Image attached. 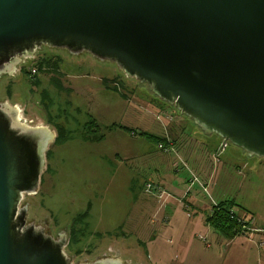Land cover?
Segmentation results:
<instances>
[{"label":"rangeland","instance_id":"1","mask_svg":"<svg viewBox=\"0 0 264 264\" xmlns=\"http://www.w3.org/2000/svg\"><path fill=\"white\" fill-rule=\"evenodd\" d=\"M64 66L62 84L70 89L64 95L51 89L43 75L37 76L41 83L32 91L21 73L0 78V102L27 105L24 117L36 122L38 111L45 110L35 102L47 91L50 113L55 116L61 105L67 117L57 120H63L73 136L49 146L37 194L22 202L29 203L28 221L43 224L46 218L54 237L65 228L67 241L76 222L75 230L83 235L65 247L72 263L119 255L130 264H256L246 257L242 238L219 248L213 237H204V221L214 203L233 200L241 207L235 210L238 214L249 213L245 219L251 220V229L264 228V164L246 180L236 175L241 173L240 158L251 166L264 163V158L248 157L215 135L205 136L175 106L158 99L148 86L137 89L112 63L85 53L68 56ZM113 79L123 82L125 92L113 91L118 88ZM140 133L165 139L166 144ZM212 172L206 187L205 178ZM166 208L172 220L167 227L162 217Z\"/></svg>","mask_w":264,"mask_h":264},{"label":"water","instance_id":"2","mask_svg":"<svg viewBox=\"0 0 264 264\" xmlns=\"http://www.w3.org/2000/svg\"><path fill=\"white\" fill-rule=\"evenodd\" d=\"M43 47L114 64L205 136L264 158V0H0V78ZM55 139L0 102V264H130L72 263L65 228L28 221Z\"/></svg>","mask_w":264,"mask_h":264},{"label":"flooded vegetation","instance_id":"3","mask_svg":"<svg viewBox=\"0 0 264 264\" xmlns=\"http://www.w3.org/2000/svg\"><path fill=\"white\" fill-rule=\"evenodd\" d=\"M52 50L56 51L57 49H50L47 47H43L41 50L37 51L34 54L33 58L23 60L22 63H20L16 67V74L15 75H17V73H21L23 75V77L26 78L27 82L29 83V85L31 87V91L34 89V87L38 86L41 83L37 80V76L43 75L46 77L47 85H50L51 89L53 87L54 88L53 90L55 92L59 93L60 95H64L63 91H65V90L69 91L70 90L62 84V81L64 80L63 70L65 71V69H66V67L64 66V63H65V60L68 56H71L73 58H75L77 56L71 55L64 50H57L58 52L52 53ZM59 52H63V54H60ZM78 56H80V55H78ZM125 77H127V76H125ZM133 80L137 84V86H136L137 89L138 88H143V90L146 89L145 88V86H147L146 84H142L138 80H135V79H133ZM102 81H106V80H102ZM113 82H114L115 86L118 87V88H115L116 91L113 90L114 92H118L119 90H121L122 93L125 92L122 81L120 82L117 79H113ZM56 85H59V87H57ZM132 91H134V90H132ZM122 95L127 97V95H125V94H122ZM45 97L46 98L48 97V92L43 90L40 94V99L37 102H35V103H38L42 107V109L45 110V113H46L45 114L43 112L38 111V114L40 116L39 118L41 119V120L39 119V122L38 121L36 122L33 119H27L24 117L26 115V112H27V109H26L27 105H25V104L20 105L18 103L16 105L20 108L22 119H24L27 123H29L31 125H47L57 136L58 135V130H57L58 128L62 127V128L66 129L65 122L63 120H57L58 117H60L61 115H65L67 117V115L65 114L66 110H64L63 107H61V105H58L56 107L55 116H52V114L49 111L51 108L48 106V102L50 100L48 99V101H47L45 99ZM65 103L66 102H64V104ZM30 104H34V103H30ZM64 104H63V106H65ZM28 106H30V105H28ZM43 225L49 231V227H47V223H46V225L45 224H43ZM68 244H70L69 235H68V241H67L66 246Z\"/></svg>","mask_w":264,"mask_h":264},{"label":"trees","instance_id":"4","mask_svg":"<svg viewBox=\"0 0 264 264\" xmlns=\"http://www.w3.org/2000/svg\"><path fill=\"white\" fill-rule=\"evenodd\" d=\"M56 86L59 87V85H56ZM123 97L126 98L125 96ZM90 122H92L94 126V121L91 120ZM92 123L90 124L92 125ZM57 130H58V135L56 136V139H55L56 143H62L66 141L67 139L73 137L72 133L66 130L65 128L60 127ZM93 132L94 131H92L91 133ZM140 135L154 143L166 144L165 139H162V138L160 139L158 137L148 135L145 133H140ZM85 136H82V137H85ZM89 139L94 141V140L101 139V137L100 138L91 137ZM238 208L241 209V207L237 203H235L233 200L220 201L219 203H217L211 208V212L209 213V216L206 219L207 225L211 226L216 232H218V234L221 237H223L224 239L228 241H231L235 237L243 236L244 234L251 231L252 225H251V220L245 219V215H247L245 211L243 212L245 214L243 218L235 211ZM86 215H87L86 213L83 215H80L78 217V220L82 222V219L85 218ZM75 226H76V222H74L70 227V244L77 243V237H79L80 234L83 235L82 231L75 230Z\"/></svg>","mask_w":264,"mask_h":264},{"label":"crops","instance_id":"5","mask_svg":"<svg viewBox=\"0 0 264 264\" xmlns=\"http://www.w3.org/2000/svg\"><path fill=\"white\" fill-rule=\"evenodd\" d=\"M214 154H215V152H214ZM237 164L241 165L240 168H238L239 166L237 167V169H238L237 172H241V173H238L239 175L238 174H236V175L239 176L241 179L246 180V177H248L250 172H252V171L253 172H258V170H259L258 164L261 167L264 163L257 162V164H254V165L251 166L250 163H248L246 161V159H241L240 158V160H239V162H237ZM175 171H173V173ZM244 172H245V174H243ZM213 174H214V172L209 173L207 175V177L205 178V181L207 183H205L204 186L207 187L208 184L210 183V181H212ZM159 184H161V183L159 182ZM161 186L163 187L164 185L161 184ZM188 189H189V187H188ZM191 189L192 188H190V190ZM190 190H188L187 192L185 191L182 194L185 195V193H187V195H188ZM176 198L177 197L175 196V198L173 200L175 203L177 202V201H175ZM184 198H186V197H184ZM174 202H171L170 204H173ZM170 204H168V205H170ZM216 204L217 203H214L213 206L216 205ZM175 206H173V207H175ZM180 209H183V208H180ZM166 211H167V208L162 214L163 225L164 226L165 225H169L171 223V221H172L171 217L168 216V213L166 215ZM209 212L210 211H208V213ZM245 212H246V214H249L247 212V210H245ZM240 216L243 218L242 214ZM249 216H250V219H252V222H253L254 217L252 216V214H250ZM199 222H201V221H199ZM204 222H205L204 223V227L206 228V233L204 234V237H206V238L213 237L214 240H215V243H216L215 246H217L219 248H222L223 246H228L229 247V246H231V244H233L234 241H237V240H239V238H242L241 240L244 241V243L246 244V247H247L246 257L251 259L252 263L264 264V244L262 243V240L264 238V228L254 225V227L251 229V231L248 232L247 234H244L243 236L235 237L231 241H228V240L224 239L223 237H221L218 234V232H216L211 226H208L206 221H204ZM165 227H167V226H165ZM191 237L196 238L195 233H191ZM206 238L205 239L203 238V239L206 240ZM241 240H239V241H241ZM222 242H224L225 244H223ZM218 244H220V245L218 246ZM205 246H206L205 248L210 249L211 244L209 245L208 243H205Z\"/></svg>","mask_w":264,"mask_h":264},{"label":"built area","instance_id":"6","mask_svg":"<svg viewBox=\"0 0 264 264\" xmlns=\"http://www.w3.org/2000/svg\"><path fill=\"white\" fill-rule=\"evenodd\" d=\"M223 145H224V144H223ZM154 187H155L154 184H151V183L149 184V188H152V189H153ZM161 192H164V190L161 191ZM164 193H165V192H164ZM160 194H162V193H160ZM165 194H166V193H165Z\"/></svg>","mask_w":264,"mask_h":264}]
</instances>
